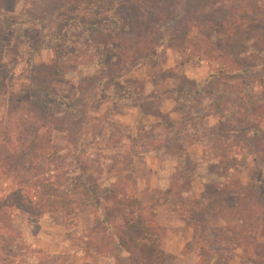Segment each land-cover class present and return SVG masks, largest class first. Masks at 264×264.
Masks as SVG:
<instances>
[{"label": "trees", "instance_id": "obj_1", "mask_svg": "<svg viewBox=\"0 0 264 264\" xmlns=\"http://www.w3.org/2000/svg\"><path fill=\"white\" fill-rule=\"evenodd\" d=\"M113 1L79 0L81 6L105 8L110 14L120 10L118 19L94 21L81 36L106 29L120 52L119 62L129 61L130 69L143 59H156L166 45H177L182 57L209 66L194 91L175 92L180 118L149 134L147 123H136L142 137L131 133V145L114 146L128 158L159 159L153 206L137 200L127 175H111L100 161H106L102 155L96 163L100 173H90V155L82 146V125L78 127L82 112L72 120L45 114L61 107L55 99L46 100L47 89L40 90L41 114L16 107L0 120V264H72L67 255L47 253L33 243L41 222L56 214L63 216L64 240L82 238V254H97L109 264H162L167 228L157 221V207L170 201L194 235L199 256L193 264H228L235 249L253 264H264V179L253 188L241 179L247 162L264 161V74L253 69L264 60V0H184L185 9L176 15L182 18L178 27L168 9L151 8L150 15L159 20H146L142 26L120 9L124 0ZM131 2L137 7L142 0ZM66 31L64 38L70 37ZM81 36L69 42L67 55L47 66L52 83L74 80L81 87L99 73L103 46H92ZM7 67L0 56V71ZM107 79L114 83L118 78ZM103 82L98 79L94 88L98 102L116 97L115 88ZM144 82L137 92L128 87L129 93L121 97L131 101L134 96L130 106L139 120L162 111L160 105L151 112L141 105L153 100L146 97L153 87ZM70 111L75 112H62ZM200 116H212L216 123L199 131L194 123ZM55 130L64 132V145L53 142ZM194 144L200 145L201 157L190 160L188 148ZM87 208L91 226L80 235L77 228Z\"/></svg>", "mask_w": 264, "mask_h": 264}, {"label": "rangeland", "instance_id": "obj_2", "mask_svg": "<svg viewBox=\"0 0 264 264\" xmlns=\"http://www.w3.org/2000/svg\"><path fill=\"white\" fill-rule=\"evenodd\" d=\"M89 1L93 3L95 0H86ZM131 1L137 0H124L125 3L122 2L121 6L119 4L120 9L125 8L129 15L133 14L137 23H141L142 26L147 25L144 23L146 20H159L149 13L151 8H159L168 9L173 24L177 23L175 25L178 27L182 18L176 15L181 14L186 7L184 0H142L137 7L132 6ZM117 2L118 0L113 1L115 4ZM118 14L120 15V10L110 14L105 8L99 10L91 5L81 6L79 0H0V56L8 65V69L0 71V120L10 108L17 107L39 113L37 109L42 105L40 90L47 89L50 97L46 100L59 101L57 105L61 108L58 110L56 108V113L47 111L45 114L60 120H72L74 115L77 116L76 112H82L78 118L80 124L78 127L82 125V129L80 128L82 146L90 155V173L92 175L100 173V167L96 166V163L98 155H102L106 159L102 161L100 157L104 168L114 176L127 175L134 183L137 200L146 202L145 198L149 195L150 202L145 204L153 206L155 189L152 185L158 173L159 159L134 156L133 152L128 158L123 149L114 146L131 145L129 142L131 133L138 139L142 137L143 133L140 131L137 133L135 130L136 123H147L150 126L146 130L149 134L161 132L169 120L180 118L181 112L175 109L178 105L175 92L194 91L197 83L207 76L209 66L206 62L189 61L182 57L177 45H166L159 50L156 59H143L139 66L130 69L129 61L119 62L120 52L114 50V42L110 40L106 29L91 31L86 37L81 36L82 31L92 22L104 17L118 19ZM142 14L144 16H141ZM9 18L13 20L10 21ZM76 28L80 29L75 30ZM65 31L70 37H63ZM192 32L194 33L195 30H191ZM78 35L94 43L92 46H103L99 62L103 65L101 70L99 69V73L83 86L79 84L81 87L74 80L52 83L51 78L47 76V66L60 56L67 55L69 42L78 41ZM89 66L95 68L94 65L89 64ZM253 69L264 74V60L256 63ZM109 77L118 79L113 81L114 83H109L107 79ZM98 79L104 80L102 84L105 87L115 88L114 99L97 101L100 94H94V88ZM140 82L148 83L153 87V92H149L148 89L146 94V97L151 96L153 100L141 105L150 112L156 107L155 105H160L162 108L161 112H156L155 115L142 120L138 119L136 108L130 106L135 104L130 103L132 98L135 99L133 95L131 98L130 94L131 101L121 100V97L129 93L128 87L130 91L137 92ZM122 83L124 87L120 88ZM112 90L114 92V89ZM68 108L75 112H62L67 111ZM157 121L160 123L155 124ZM215 123L216 118L212 116H200L196 119L194 128L203 131ZM52 140L57 145H64L66 143L64 132L55 130ZM200 157L199 144L188 148L190 160ZM261 168L264 169V161L259 162L258 165L249 161L244 165L241 179L249 188L258 187L259 181L264 179V170L262 171ZM140 184L143 189L139 188ZM2 185L4 184L0 183V187ZM196 191L200 193L199 184H196ZM88 211V208L82 211V223L77 228L80 235H84L86 229L91 226L92 217ZM157 221L167 228L163 231L162 247L165 253L161 255L160 262L193 264L199 256L192 244L194 235L190 228L184 225L183 219L177 215L174 202L170 201L165 206L157 207ZM211 224L214 222L211 221ZM64 232L63 216L56 214L54 219L41 222L33 243L47 253L67 255L72 264H109L97 254H82L85 250L82 238L66 241ZM228 264L253 263L244 257L240 249H235L231 252V261Z\"/></svg>", "mask_w": 264, "mask_h": 264}, {"label": "crops", "instance_id": "obj_3", "mask_svg": "<svg viewBox=\"0 0 264 264\" xmlns=\"http://www.w3.org/2000/svg\"><path fill=\"white\" fill-rule=\"evenodd\" d=\"M157 175H158V173L156 174L155 181L153 182V185H152V188H153V189H156V188H157V185H158ZM139 188H140V189H143V187L141 186V184H140ZM135 196H136V195H135ZM145 199H146V202H145V201H144V202L142 201V203L150 202V196H149V195H147V198H145ZM178 216H179V215H178Z\"/></svg>", "mask_w": 264, "mask_h": 264}]
</instances>
